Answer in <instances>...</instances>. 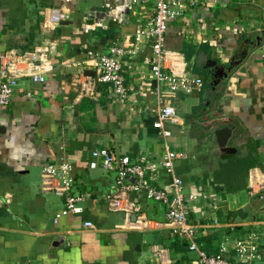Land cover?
Wrapping results in <instances>:
<instances>
[{"label":"crops","instance_id":"crops-1","mask_svg":"<svg viewBox=\"0 0 264 264\" xmlns=\"http://www.w3.org/2000/svg\"><path fill=\"white\" fill-rule=\"evenodd\" d=\"M100 3L0 0V54L57 42L49 55L52 70L43 81L21 77L9 103L0 106V264H157L151 251L155 244L167 248L168 264H190L194 253L170 235L162 203L146 200L142 191H129L125 199L134 203V212L108 208L104 196L113 189L115 174L102 170L99 159L91 156L98 148L133 160L144 156L147 181L168 191L170 179L157 168L159 157L164 149L184 152L185 158L174 162V172L183 182V194L194 196L191 217L199 224L203 248L216 252L231 230L236 231L234 238L252 232L260 256L250 264H264V212L257 210L258 190H248L250 179L264 185V0H202L201 8L188 13L190 38L184 39L173 24L164 31V48L178 50L185 61L193 62L203 46L206 57L226 71L213 84L212 76L204 79L194 70L201 68L192 66V74L202 77L200 90L163 96L175 112L164 124L170 132L165 137L151 126L155 96L144 63L146 47L124 60L121 72L130 88L126 99H116L106 86H99L96 99L76 97L69 60L82 57L85 48L103 51L132 33L137 19L150 13L148 6L135 7L124 24L105 18L104 29L83 31V15ZM53 7L60 8L64 18L53 29L46 28L44 11ZM190 48L194 52L187 59ZM237 53L243 54L240 61L229 65ZM222 124L246 136L235 152L217 146L213 132ZM242 146L245 154L239 151ZM47 164H66L72 180L68 194L81 197L77 212L55 221L64 194L42 186ZM139 212L159 225L134 228ZM84 221L94 227H83Z\"/></svg>","mask_w":264,"mask_h":264},{"label":"built area","instance_id":"built-area-1","mask_svg":"<svg viewBox=\"0 0 264 264\" xmlns=\"http://www.w3.org/2000/svg\"><path fill=\"white\" fill-rule=\"evenodd\" d=\"M61 1L65 4L69 0ZM100 2L99 7H92L83 15L81 23L83 31L104 29L105 18H111L117 24H124L128 22L129 11L135 7L148 6L150 13L144 19H137L132 33L124 34L118 41L109 43L103 51L85 48L81 52L82 57L69 60L67 66L73 69L76 76V97L96 99L102 91L99 86H106L116 99H126L130 88L121 72L124 60H129L146 47L148 56L144 58V63L153 80L152 93L155 96L151 108L154 116L151 126L158 135L168 136L170 132L164 124L175 117V112L173 107L165 102L163 96L200 90L203 81L187 69L188 62L180 51L163 47V33L173 24L184 39L190 38L193 29L188 13L201 8L202 0H100ZM63 18L64 13L60 8H48L44 11L42 25L53 29ZM56 45V41L48 40L29 49H8L0 54V106L9 103L21 77L43 81L44 74L52 70L49 55L55 50ZM91 156L99 159L102 170L115 174L113 189L104 196L108 208L126 213L134 212V203L125 199V194L129 191H142L146 200L162 203L166 208L165 225L170 235L184 242L186 250L194 253L190 264H250L252 260L259 258V243L256 234L252 232L243 237L238 236L232 242L228 239L221 242L214 253H209L203 248L198 239L199 224L191 217L194 196L183 194V182L174 172V162L177 159H184L186 156L184 152L164 149L159 157L157 168L159 167L161 173L169 177V191L163 186H155L147 181V162L144 156H138L133 160L128 155H117L106 148L93 149ZM67 169L66 164H60L58 167L47 164L43 168L42 186L57 195L64 194V206L54 214L53 221L59 216L75 213L79 209L76 203L81 197L68 194L72 180L67 175ZM125 175L134 176V182L124 181ZM253 181L254 179H250L248 184L251 193L264 186L256 181L257 187L254 188L256 185ZM4 200L7 201V196H4ZM211 220L214 224L217 222L215 218ZM158 225L159 223L150 221L142 212L135 213L132 221V226L141 230ZM82 226L94 227L90 221L82 222ZM151 251L157 264L169 263L166 247L155 244Z\"/></svg>","mask_w":264,"mask_h":264},{"label":"water","instance_id":"water-1","mask_svg":"<svg viewBox=\"0 0 264 264\" xmlns=\"http://www.w3.org/2000/svg\"><path fill=\"white\" fill-rule=\"evenodd\" d=\"M246 52V50H243L242 53ZM235 54L233 55L231 61L228 62L229 65L237 64L243 54ZM192 66L200 67L201 69L210 70L212 69V77L214 78L211 80L213 84H215L218 79L221 76L226 75V71L223 70L222 66L217 65V60L209 57L207 58L205 55V52L202 50H199L196 52L193 62H188L187 69L190 70ZM229 69V68H228ZM215 141L217 143V146L225 152H235L236 148H239L241 145H244L246 143V136L241 134L239 128L233 127L230 124H222L218 128H216L213 132ZM242 154L246 153L245 146H242V149L239 150ZM253 155V152H251ZM135 177L132 175H125L123 177L124 181L132 182L134 181ZM254 198L259 200L258 208L257 210L259 212H264V187L260 188L256 194H254ZM59 238V237H57ZM63 239V238H62ZM57 240V239H55ZM52 247H54L56 244L54 242L51 243Z\"/></svg>","mask_w":264,"mask_h":264},{"label":"rangeland","instance_id":"rangeland-1","mask_svg":"<svg viewBox=\"0 0 264 264\" xmlns=\"http://www.w3.org/2000/svg\"><path fill=\"white\" fill-rule=\"evenodd\" d=\"M86 1H89V0H86ZM91 2H93V0H91ZM99 7V6H98ZM205 49H207V48H205ZM207 52L209 53L210 52V50H208L207 49ZM196 70V72H198L199 74H201L203 77H204V79H206L207 78V73L205 72V70H203V69H195ZM192 72V71H191ZM193 73V72H192ZM197 77H199V76H197ZM199 78H201L202 79V77L200 76ZM230 234H229V240H230V242H232V241H234V237H235V235H236V231L235 230H231L230 232H229ZM239 235L237 234V237H238Z\"/></svg>","mask_w":264,"mask_h":264},{"label":"trees","instance_id":"trees-1","mask_svg":"<svg viewBox=\"0 0 264 264\" xmlns=\"http://www.w3.org/2000/svg\"><path fill=\"white\" fill-rule=\"evenodd\" d=\"M197 49H199V50L202 49V50H203L204 47H203V46H199ZM189 51H190L189 53H188V52L185 53V54H186L185 57H186L187 59H189V58L191 57V55H192L193 52H194V49H193V48H190ZM195 69H197V68H194V70H195ZM205 84H206V83H205ZM205 84H204V85H205Z\"/></svg>","mask_w":264,"mask_h":264},{"label":"flooded vegetation","instance_id":"flooded-vegetation-1","mask_svg":"<svg viewBox=\"0 0 264 264\" xmlns=\"http://www.w3.org/2000/svg\"><path fill=\"white\" fill-rule=\"evenodd\" d=\"M207 74H209L210 76H212V69L210 70H206Z\"/></svg>","mask_w":264,"mask_h":264}]
</instances>
